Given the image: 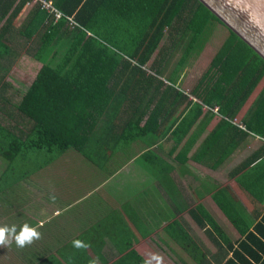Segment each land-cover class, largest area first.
Instances as JSON below:
<instances>
[{
  "label": "trees",
  "instance_id": "16d2710c",
  "mask_svg": "<svg viewBox=\"0 0 264 264\" xmlns=\"http://www.w3.org/2000/svg\"><path fill=\"white\" fill-rule=\"evenodd\" d=\"M28 1L0 0V82L22 55L40 65L16 103L5 93L0 94V220L12 207L16 186L26 179L21 164L42 161V165H47L69 149L89 162L96 163L92 155L102 152L101 157L120 164L123 146L144 144L147 148L130 162L153 172L165 187L167 197L177 202L176 187L169 190L164 184L167 172L176 169L173 163L182 166L193 162L214 171L225 164L248 136L264 140V83L242 122L245 130L231 123L263 79L264 59L198 0H49L64 14L58 21L53 13L35 2L29 20L16 28L14 21ZM172 22L183 23L184 35L191 39L185 55L209 30L211 22L227 29L228 34L193 92L201 105L188 103L189 114L182 116L178 124L167 125L163 112L174 109H163V105L166 101L173 105V101L176 104L187 98L174 84L160 90L163 83L155 84L153 77H144L143 66L158 46L165 26ZM138 73L142 75L135 77ZM139 78L154 89L142 87ZM145 98L156 101L157 106L151 109L143 106ZM212 101L221 103L218 110L223 118L221 123L193 154L190 151L196 143L195 136H189L176 152L192 125V119L185 117L193 112L196 119L202 107H209ZM167 136L174 142L168 157L171 162L160 154L161 146L155 149L156 143L149 142ZM262 160L260 154H253L233 168L229 176L257 204L264 202ZM252 181H260L261 185L253 186ZM209 196L237 237H230L202 204L193 205L187 214L212 244L210 250L183 221L182 210L176 203L172 205L175 217L157 232L160 241L169 240L177 245L178 248L167 246L173 252L172 261L264 264L263 209L255 207L248 212L227 185L216 187ZM129 218L143 237L150 236L138 216ZM100 228L115 231L110 223ZM110 236L84 233L72 238L68 245L66 242L59 246L34 239L19 256L27 264H90L94 261L91 255L98 258L96 264H145L147 259L137 249L139 240L135 236ZM76 240L86 247H74ZM106 242L114 248L116 259L109 260L103 254ZM27 246L41 251L35 253Z\"/></svg>",
  "mask_w": 264,
  "mask_h": 264
},
{
  "label": "crops",
  "instance_id": "0c3cea01",
  "mask_svg": "<svg viewBox=\"0 0 264 264\" xmlns=\"http://www.w3.org/2000/svg\"><path fill=\"white\" fill-rule=\"evenodd\" d=\"M34 4L35 0L26 2L14 21L16 28L29 20L34 11ZM213 24L215 23L211 22L209 24V30L197 39L186 55L185 48L189 45L191 39L189 36L184 35V24L180 22L177 25L172 22L169 27L165 26L158 46L143 66L144 77H153V83L155 84L157 81L163 83L160 90L174 84L187 98V100L176 104L173 101V105L166 101L163 105V109H174V111L163 112L167 125L178 124L183 118L182 116L189 114L190 105L188 103L201 105V101L193 92L196 89L198 80L206 71L211 57L218 50H215L213 43L211 44L214 36ZM221 39L220 44L224 36ZM24 60L21 57L18 61ZM151 66H154V68ZM9 73L10 71L0 82V94L5 93L6 96H10L13 103H16L24 93L25 87L31 84L34 76L28 84L23 85L19 83L18 79L10 82V78H6ZM140 75L142 73H138L135 77H140ZM139 79L143 82L142 87L146 85V89L149 91L154 89L146 81L144 82L143 78ZM263 83L264 80L262 79L231 120V123L241 131L245 130L242 122L246 119L245 115L250 110L252 101ZM170 101L172 103V100ZM220 104L212 101L209 107L203 106L201 115L196 119L193 112L185 117L187 120L192 119V125L177 145L176 152L189 136L196 137V143L190 154L199 149L207 135L223 120L218 112ZM142 105L149 106L150 109L157 106L156 101H150L146 98L142 100ZM149 142L156 143L155 149L161 146L159 152L168 160L174 145V142L169 140L168 136L156 142L150 139ZM145 148L147 147L144 144L123 146L122 152H119V155L124 157L123 162L120 164L117 160L111 162L101 157L102 152L99 155H92L96 163L94 161L89 162L73 149L57 156L47 165H42V161L21 164V172L26 179L19 182L14 190L16 196L15 198L12 197L13 201L10 202L12 207L7 213L10 218L7 222L9 230L14 227L18 234L22 227L27 224L40 233L39 240H41V244L48 243L57 246L64 245L66 242L68 245L72 238L84 233H92L103 238L112 237L111 234L119 237L133 235L139 240L137 249L147 260H150L151 255H153L151 248L155 244L152 241L154 240L153 235H157V232L167 226L175 217L172 205L176 203V207L182 210L181 216L184 219L182 220L190 226V229L191 224L186 222L183 215L187 214V210L196 204H202L207 210L206 203L212 205V207L216 206L210 199L209 192L219 186H230L236 198L246 207L248 212H251L252 208L255 207L262 208V212H264V202L262 204L255 203L229 177L233 168L253 154H260L261 159L264 160L263 139L252 135L248 136L240 143L235 153L225 164L214 171L203 164L188 162L187 165L180 166L172 162L176 169L173 173L167 172L164 184L169 190L176 187L178 191L176 194L177 202L167 197L168 194L164 192L165 187L156 180L153 172L137 168L130 162L138 157ZM174 155L172 158H174ZM237 156L240 157V160L235 162L234 166ZM114 165L118 168L111 170L110 167ZM227 168H230L228 172L226 171ZM204 198H207L208 201L203 200ZM185 201H187L186 204ZM182 206H186V210H183ZM215 208L218 209V207ZM124 209L128 212L125 213ZM110 211L112 213L107 215ZM208 212L211 214V211L208 210ZM12 214L15 215L14 219H12ZM219 214L228 222L220 210ZM130 216H138L140 225L144 226L150 234L149 237H143L137 231L135 224L129 218ZM212 216L215 220L218 219L214 215ZM13 222L17 226H14ZM109 223L115 231L100 228V225L105 227ZM159 223L164 225L160 227ZM120 224L124 227L121 228ZM91 228H94V230H91ZM158 240L160 239L158 238ZM170 242L169 240L160 241L155 245L161 246L164 243L167 246H172L169 244ZM36 251L41 250L36 249ZM156 251L157 253L154 254L163 256L161 254L164 253L162 248L159 247ZM102 252L110 257L109 260L118 257V255H113L116 254L115 250L108 242H106L105 249ZM91 257L94 261L99 262L97 257L93 255ZM151 264H156V262L151 261Z\"/></svg>",
  "mask_w": 264,
  "mask_h": 264
},
{
  "label": "rangeland",
  "instance_id": "374dc122",
  "mask_svg": "<svg viewBox=\"0 0 264 264\" xmlns=\"http://www.w3.org/2000/svg\"><path fill=\"white\" fill-rule=\"evenodd\" d=\"M213 25H214V30H213L214 36H213V39L211 41V44L213 43V46L215 47V50H216L220 46V40H222L221 37L222 36L225 37L228 34V30L225 29L224 27L220 26L218 23H215ZM21 57H23L25 60L21 61V62H19V61L15 62L14 65L11 67V70H9L10 73L6 76V78L7 77L10 78V80H9L10 82H13L16 79H18L19 83L26 85L29 83V81L34 76L35 72L37 71V69L39 67V64L32 61L30 58H28L24 55H22ZM263 80H264V78H263ZM239 160H240V157L237 156L235 158V161H234V166H235V162H238ZM229 169L230 168H227L226 171L228 172ZM259 183H261V182L260 181H256V182L252 181L251 185L260 186ZM212 189H213V187H212ZM212 189H210V190H212ZM203 200H205L206 202L208 201L207 198H204ZM206 205H207L208 210L211 211V214L214 215L216 218H218L216 220H218V222L225 227L227 232H229L230 237H232L233 239L236 238L237 234H236L235 230L231 227L230 223L226 222L221 217V215L219 214V210L215 208L216 206L212 207V205H209L207 203H206ZM186 208H187L186 206H182L183 210H186ZM214 208L218 211H216ZM216 212H218V213H216ZM183 216H184L186 222L191 224V231L195 235H197L208 248L213 250V246L210 243V241L208 240V238L205 236L204 232L202 230H200L189 219V216L186 213ZM14 218H15V215L12 214V219H14ZM9 219L10 218H9L7 213L2 215L1 220H0V227H7L9 229L8 224H7ZM13 224H14V226H17L14 222H13ZM163 225H164L163 223H161V224L159 223L160 227ZM160 234H162V233H160ZM156 236L157 235H153L154 240H152L155 244L160 242V240H158V238ZM10 241H11L10 245H7V244L6 245H0V264H27L26 261L22 260L20 258L21 256H19L20 251L23 250L25 248V246H24V248L18 247L15 244L14 236H12ZM155 244L152 246L153 248H151V251L153 254L157 253L156 249L158 250L159 247L162 248L164 251V253H161L163 256H160V257H162V264H175L171 259L173 256V252L169 251L167 244L163 243V245H161V246L155 245ZM169 244L172 245L174 248H178L177 245H173L171 242ZM29 245H31V244H29ZM27 248H28V250H30V249L34 250V252L36 253V247L31 248V247L27 246ZM154 255L159 256V254H154ZM184 256L186 257V259L191 261L190 258H188L186 255H184ZM20 260H22V261L20 262ZM154 262H156V261L153 260V263Z\"/></svg>",
  "mask_w": 264,
  "mask_h": 264
},
{
  "label": "water",
  "instance_id": "95a60500",
  "mask_svg": "<svg viewBox=\"0 0 264 264\" xmlns=\"http://www.w3.org/2000/svg\"><path fill=\"white\" fill-rule=\"evenodd\" d=\"M264 59V0H198Z\"/></svg>",
  "mask_w": 264,
  "mask_h": 264
},
{
  "label": "clouds",
  "instance_id": "9594fccd",
  "mask_svg": "<svg viewBox=\"0 0 264 264\" xmlns=\"http://www.w3.org/2000/svg\"><path fill=\"white\" fill-rule=\"evenodd\" d=\"M14 236L15 243L18 247H24L26 244H31L34 239L40 238V233L32 227L25 224L20 232L17 234L15 228L13 227L9 230L7 227H0V245H10L11 241L8 237ZM74 247L81 248L86 247L81 241H73ZM156 261V264H162V257L158 255H151L150 260H146L145 264H151V261ZM90 264H96V261L90 262Z\"/></svg>",
  "mask_w": 264,
  "mask_h": 264
},
{
  "label": "built area",
  "instance_id": "2783aa9c",
  "mask_svg": "<svg viewBox=\"0 0 264 264\" xmlns=\"http://www.w3.org/2000/svg\"><path fill=\"white\" fill-rule=\"evenodd\" d=\"M35 2H38L40 4V7L42 9L47 10L50 13L54 14L55 20L58 21L60 18L63 17V13L59 11L52 3V1L49 0H35ZM70 20V19H69Z\"/></svg>",
  "mask_w": 264,
  "mask_h": 264
}]
</instances>
